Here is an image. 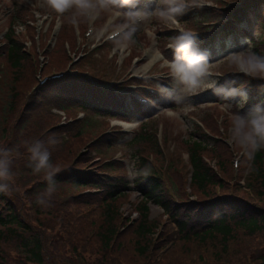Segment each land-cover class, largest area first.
I'll list each match as a JSON object with an SVG mask.
<instances>
[{
  "label": "trees",
  "instance_id": "obj_1",
  "mask_svg": "<svg viewBox=\"0 0 264 264\" xmlns=\"http://www.w3.org/2000/svg\"><path fill=\"white\" fill-rule=\"evenodd\" d=\"M216 3L222 5L220 0ZM261 5L263 14L259 15L254 9ZM249 10L254 14L253 22L257 27L252 35L246 36L248 48L264 56V0H242V6L232 14L228 10L225 13L215 9L200 15L196 12L204 19L203 22H216L215 26H220L222 34H233ZM228 13L231 14V19L221 23ZM178 20L190 24L191 29L208 30L201 22L187 16H179ZM11 25L13 24H9L0 38V60L5 65L0 68V149L9 151L8 158L12 162L9 191L0 192V264H7V256L14 251L23 257L24 262L44 264L46 258L51 256L59 264H73L71 258L65 256H72V252L75 259H80L81 253L87 251L85 235L95 239L92 246L99 259L110 264H187L186 259L188 258V262L190 259L189 243L196 247L210 246L213 249L211 252L204 247L202 250H206L210 258L212 255L218 256V259L223 258V262L227 264L233 259V254L246 258L251 253L249 250L242 253L245 248L238 246V243L253 240V236L257 234L264 237V206L258 205L261 201L264 203V150L257 152L252 161L247 160V173L242 187L227 171L231 165L228 154L214 139L210 140L200 131L184 139L182 143L191 169L189 188L200 194L196 200L174 199L163 189L160 177L151 167L148 176H140L135 181L109 175L107 170L111 168L112 162L91 164L90 152L80 150L85 140L92 136L88 117L97 115L132 120L140 112L132 110L125 98L99 89L96 84L77 75L50 78L41 89L28 93L23 91L22 87L25 86L18 87L19 81H35L32 62L34 56L23 41L17 38ZM253 27L254 31L255 26ZM174 36L167 35V40L171 42ZM63 66L64 64L62 68ZM74 79L87 86L82 82L80 85L75 84ZM231 82L226 85L233 84ZM242 84L245 89L241 91L243 95L235 98L238 105L236 111L246 115L256 106H264V81L241 78L233 85ZM48 88L56 89L59 97L57 105L61 110L80 107L83 117L64 128L48 126L49 122L46 121L42 128L41 123L32 115L37 112ZM214 97L218 99L217 95ZM149 120L150 118L142 120L127 140L136 157L137 169L148 165L144 158L146 152H153L160 159L153 132L148 126ZM11 131L15 143L8 141ZM48 133L51 134L46 135ZM94 135L97 141L91 146L92 150L107 147L117 139L99 133ZM49 139L55 141L52 143L55 147H46ZM36 141L45 143L51 153L55 172L56 191L47 207L36 203L38 196L47 188L44 174H34L28 167V149ZM205 151L213 155L214 167L203 160ZM240 168L238 164V170ZM102 175L104 178H100ZM172 184L175 196L183 194L178 181H173ZM87 186L97 188L90 191L84 188ZM13 188L20 194L22 205L16 197L9 195ZM131 190L138 193L140 203L136 206L137 221L128 226L127 220L120 216L118 206L120 198ZM100 191H104L102 195L98 193ZM237 192L253 195L256 202ZM146 201H151L160 208L167 221L174 224L179 244L172 241L166 247L170 252L173 250L170 257L162 252L155 258L170 241L168 239L171 232L167 231V223L155 239L149 235L154 231L157 219L152 222L148 220ZM91 203L96 208H89L91 212L88 213L83 206ZM81 223L86 227H79ZM121 228H125V235H121ZM210 240H214L219 246L213 247L209 244ZM182 250L187 252L184 258L180 257ZM250 256L252 264H264V246Z\"/></svg>",
  "mask_w": 264,
  "mask_h": 264
},
{
  "label": "rangeland",
  "instance_id": "obj_2",
  "mask_svg": "<svg viewBox=\"0 0 264 264\" xmlns=\"http://www.w3.org/2000/svg\"><path fill=\"white\" fill-rule=\"evenodd\" d=\"M217 0H201L202 7H190L185 15L191 20H198L199 23L204 19L200 18V14L206 13L210 8H213L214 3ZM223 5L221 12L233 10L234 6L240 5L237 0H220ZM147 0H139L137 4V10H145ZM155 4L147 5V10L154 9ZM198 11V14L196 10ZM259 15L263 14L262 6L257 8ZM127 9H125L126 11ZM192 15V16H190ZM70 13H65L63 16L58 17L56 13L42 9L35 5V0H0V38L2 31L6 30L10 23L11 27L15 30L17 38L25 44L28 51L33 56V71L34 79H23L18 82V87L24 85L22 90L26 93L32 92L34 89L45 87V82L42 80L45 76L54 72L62 71L68 68L69 64L73 62L72 69L81 72H86L106 85L118 86L121 88L120 94H126L125 96H131L135 94L134 86L131 84H154L164 87L175 88V83L169 75V70L165 65L166 60H171L173 53L171 49L167 48L169 41L167 35H177L181 31L192 30L190 24L187 22L175 21H163L157 15H152L150 18L143 20L138 24L137 31L135 32L133 39L134 43H130L123 51L116 49L112 39H107V35L113 31H118L120 27L127 23V18L118 9L102 11L94 20L88 18H80L78 26H72L69 22ZM247 18L251 19V14L247 15ZM56 22V25H50ZM64 26H62L61 25ZM59 27L61 26V29ZM248 24V27H245ZM212 23H209L208 30L212 29ZM245 28L244 33L252 35L256 31L257 24L255 23V29H251L249 23L243 24ZM74 29H73V28ZM79 27V29L77 28ZM206 28V29H207ZM193 32H195L193 30ZM204 32V31H203ZM197 37H198V32ZM241 30L238 32L239 36ZM225 40L226 50L228 49L229 36L220 35L219 32L213 38H211L212 48L214 53L211 52L209 61V83L218 81L217 87L229 88L233 87V84L226 85V83L234 82L240 78L241 73L231 63L230 55L237 53L248 48L247 38L241 41V49L228 51H220ZM1 44V43H0ZM240 44V43H239ZM217 50V53H216ZM151 52V53H150ZM153 55V59L149 61L150 56ZM64 54V56L62 55ZM149 61V62H148ZM64 64L63 68L62 65ZM5 67L4 61L0 60V68ZM145 68V69H144ZM69 71V70H67ZM136 72V73H135ZM245 76V75H244ZM241 77L254 79L252 77ZM1 79V78H0ZM262 81L260 78H256ZM34 82V83H33ZM82 81L74 79V83L80 85ZM113 83L115 85H113ZM165 83V84H164ZM31 84V85H30ZM84 86H87L82 82ZM164 84V85H163ZM27 86V87H26ZM240 86V85H239ZM96 87H94L95 89ZM237 88V87H236ZM20 91V89H19ZM156 93V92H154ZM158 94V93H156ZM24 96V95H23ZM43 100L40 102V106L32 117L36 118L43 128L48 123V126L56 128H64L68 125L74 124L80 120L79 117L82 114L80 107H69L68 109L60 110L58 107L59 97L55 88L46 89ZM213 90L211 88H201L195 95L189 97L184 104H172L166 101L162 95L158 96L154 104L144 111L146 118H150L148 126L151 128L154 139L160 154V159L156 158L153 152H146L145 161L157 175L161 177L160 182L163 189L169 193L174 199L196 200L198 192L194 193L186 185L188 163L186 157V150L184 149L183 140L187 139L191 134H197L199 131L204 133L210 138L215 140L224 152L228 154L230 159V171L234 180H241L247 173V159L242 155V150L235 145L228 143L229 128L231 121L235 114H239L236 111L238 108L237 101L234 99L228 101L232 105L230 111H225L222 105L224 100L220 99L217 102L207 101L209 97H213ZM219 98V97H218ZM22 103V102H21ZM235 104V105H234ZM172 109V112L168 110ZM135 118L138 122L141 118ZM47 121V122H46ZM89 129L92 136L85 140L84 144L80 147L82 152H90L92 157L91 164H100L103 161L112 162L111 168L107 170L110 175H114L117 178H127L128 167L126 162H134L137 167L136 157L133 156L130 143L127 141L128 137L134 132L136 122L131 123L130 126L125 127L124 124L115 123L107 116L92 115L88 117ZM122 128L123 131H118ZM108 135L111 138H117L109 146H101L99 149H91L97 138L94 134ZM48 133L46 135H49ZM101 135H97L100 137ZM95 136V137H94ZM8 141L15 143L12 131L8 135ZM52 139L47 140L46 147H55L50 143ZM44 143V142H43ZM4 145V142H3ZM45 146V143H44ZM203 154V160L207 161L210 166L214 165V157L209 152L205 151ZM60 155V153H58ZM135 156L136 155L135 153ZM236 160V164H240L241 168L238 170L232 166V161ZM214 167V166H212ZM100 178H104L102 175ZM231 178V177H230ZM129 180V179H128ZM173 181H178L183 189V194L178 193L179 197L175 196ZM88 190H95L97 187L87 186L84 187ZM103 190V189H101ZM102 192L100 193L102 195ZM220 192V190H216ZM240 196L248 197L252 201L256 202L253 195L237 192ZM12 198L16 197L19 203L22 205L21 196L14 188L11 189L10 194ZM121 203L118 206V212L123 219L127 220V225L130 226L137 221V209L139 205V196L136 195V191H128L125 196L120 198ZM148 207L147 218L150 222L153 219H157L154 231L150 232L154 239L164 229L168 223L170 231V240L168 244L163 247L155 258H158L162 252L168 257L172 255L167 246L173 241L174 244H179L176 239L177 231H175L174 224L168 222L166 215L158 209L151 201H146ZM259 206H264V203L259 202ZM87 209L88 213L91 212L89 208H96L95 204L83 206ZM79 227H86L81 223ZM126 228V227H125ZM125 228H121L123 231ZM128 231V230H127ZM156 231V232H155ZM155 232V233H154ZM125 231L121 232V235H125ZM46 234V233H45ZM74 235V232L72 233ZM254 239L250 241H243L238 243V246H243L241 252L245 253V250H249L251 253L246 257H239L237 254H233L230 263L228 264H252L253 260L251 254L256 253L260 247L264 246V237L259 234L253 236ZM86 252H82L80 259H75L73 253L69 254L71 262L73 264H110L106 260H100L99 255L95 253L94 238H89L87 235L84 237ZM248 240V239H245ZM153 244V239H152ZM213 247H218L219 244L214 240H210ZM198 247V248H197ZM195 246L193 243L188 244L190 251L189 262L186 259L187 264H227L223 262V258L218 259L213 255L209 256L208 252L213 249L210 246L204 245L202 247L206 250H202V247ZM201 248V249H200ZM203 248V249H204ZM184 250V249H183ZM182 250L181 258H184L187 254ZM232 249H229L231 251ZM198 253V254H197ZM219 255V254H218ZM10 256V257H9ZM7 256V264H36L32 262H24L23 257L15 251L11 255ZM224 257V256H223ZM79 258V257H76ZM217 259V260H215ZM247 259V261L244 260ZM252 259V258H251ZM255 262V261H254ZM44 264H59L48 256Z\"/></svg>",
  "mask_w": 264,
  "mask_h": 264
},
{
  "label": "clouds",
  "instance_id": "obj_3",
  "mask_svg": "<svg viewBox=\"0 0 264 264\" xmlns=\"http://www.w3.org/2000/svg\"><path fill=\"white\" fill-rule=\"evenodd\" d=\"M139 0H35V5L42 9L56 13L58 17L70 13L69 22L78 26L80 18L94 20L102 11L120 10L128 22L123 24L114 36L109 37L115 45L114 51H123L130 43H134L133 36L138 24L152 15H157L163 21H175L185 14L190 7H202L201 0H147L145 10H137ZM155 4L154 9L147 10V5ZM125 9H127L125 11ZM59 27V24L57 25ZM197 33L186 30L172 37L168 48L172 50V59L166 60L165 65L169 75L175 83V88L159 86L162 97L172 104H184L201 88H211L213 94L225 101L222 105L225 111H230L232 105L228 101L243 95L235 87H217L218 81L209 83V54L196 47ZM231 63L239 73L264 79V56L247 48L230 55ZM231 83H235L232 81ZM246 98V97H245ZM154 104V102H152ZM172 112V109L168 110ZM228 143L238 146L242 155L252 161L255 154L264 150V106H256L246 115L235 114L229 128ZM55 143V141H50ZM29 164L34 174H44L47 188L38 196L36 203L47 207L52 194L56 191L55 172L51 163V153L42 141L34 142L28 149ZM9 151L0 149V192L7 193L12 176ZM128 167L127 178L135 181L140 176L150 174V166L137 169L134 162H126Z\"/></svg>",
  "mask_w": 264,
  "mask_h": 264
},
{
  "label": "bare ground",
  "instance_id": "obj_4",
  "mask_svg": "<svg viewBox=\"0 0 264 264\" xmlns=\"http://www.w3.org/2000/svg\"><path fill=\"white\" fill-rule=\"evenodd\" d=\"M151 53V52H150ZM149 54V53H148ZM149 56H150V59H149V61H151L152 59H153V55L151 56V54H149ZM148 61V62H149ZM145 69V68H144ZM136 73V72H135Z\"/></svg>",
  "mask_w": 264,
  "mask_h": 264
}]
</instances>
